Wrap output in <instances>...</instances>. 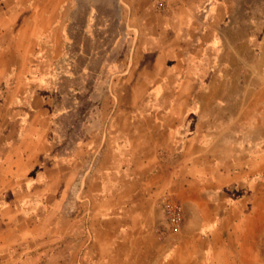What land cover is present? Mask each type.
Here are the masks:
<instances>
[{
  "label": "crops",
  "instance_id": "1",
  "mask_svg": "<svg viewBox=\"0 0 264 264\" xmlns=\"http://www.w3.org/2000/svg\"><path fill=\"white\" fill-rule=\"evenodd\" d=\"M30 1L4 18L13 30L0 25V264L254 262L264 0H165L163 12L139 1L154 20L139 28L137 73L115 84L127 94L89 166L82 143L53 141L48 98L28 76L44 37L61 55L69 0ZM167 197L183 209L176 227Z\"/></svg>",
  "mask_w": 264,
  "mask_h": 264
},
{
  "label": "rangeland",
  "instance_id": "2",
  "mask_svg": "<svg viewBox=\"0 0 264 264\" xmlns=\"http://www.w3.org/2000/svg\"><path fill=\"white\" fill-rule=\"evenodd\" d=\"M139 1L143 0H69L61 55L50 51L55 40L44 37L39 43L45 49L31 57L28 76L35 90L48 98L53 141L63 151L74 143H82L86 166L95 162L91 155L99 151L97 146L105 139L98 130L109 124L108 114L119 108L120 100L115 96L127 94V88L115 84L137 73L133 66L138 62L142 43L139 28L154 20V12L146 14L148 7L139 5ZM152 1L156 6L150 8L163 12L165 0ZM30 2L0 0V25L13 30L16 24L5 23L4 18L27 13ZM4 39L8 41L7 37ZM146 60L150 62L151 56ZM250 218L248 225L257 228L258 244L247 251L253 250L257 264H264V214H252ZM219 257V263L217 258L213 263L209 257L204 264H233L223 263L227 257ZM242 260V264H255V260Z\"/></svg>",
  "mask_w": 264,
  "mask_h": 264
},
{
  "label": "built area",
  "instance_id": "3",
  "mask_svg": "<svg viewBox=\"0 0 264 264\" xmlns=\"http://www.w3.org/2000/svg\"><path fill=\"white\" fill-rule=\"evenodd\" d=\"M162 209L166 219L173 227L180 225L184 219L181 205L171 197H167L162 203Z\"/></svg>",
  "mask_w": 264,
  "mask_h": 264
}]
</instances>
